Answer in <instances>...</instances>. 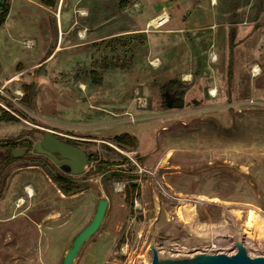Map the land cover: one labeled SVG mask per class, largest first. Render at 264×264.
<instances>
[{"label": "rangeland", "instance_id": "374dc122", "mask_svg": "<svg viewBox=\"0 0 264 264\" xmlns=\"http://www.w3.org/2000/svg\"><path fill=\"white\" fill-rule=\"evenodd\" d=\"M2 1L0 114L16 119L0 120V140L47 129L91 158L66 175L71 193L53 164L0 163V264H61L100 197L102 220L72 264H142L153 238L178 246L159 257L232 253L236 238L264 255V237L236 231L248 205L264 217V0ZM121 132L133 147L113 140ZM190 204L221 226L211 244L187 242L176 211Z\"/></svg>", "mask_w": 264, "mask_h": 264}, {"label": "water", "instance_id": "95a60500", "mask_svg": "<svg viewBox=\"0 0 264 264\" xmlns=\"http://www.w3.org/2000/svg\"><path fill=\"white\" fill-rule=\"evenodd\" d=\"M4 7V3L0 0V8ZM178 105L182 104L181 99L175 100ZM36 151H42L48 154L55 162L64 161L69 168L64 169L70 171L71 174H78L84 170L86 164L85 153L77 146L68 144L57 139L52 133L44 131L41 139L35 143ZM25 148H13L11 150L12 156H17ZM107 199L100 197L96 204L94 211L88 222L84 224L72 237L69 246L65 249L61 259V264H72V261L84 243L98 228L105 208ZM181 230L187 235H194V231L186 225L180 226ZM235 251L232 253L225 252H197L189 256L183 257H159L156 249L151 244L150 260L148 264H264V255L250 256L246 253L244 244L241 238L234 240Z\"/></svg>", "mask_w": 264, "mask_h": 264}, {"label": "bare ground", "instance_id": "6f19581e", "mask_svg": "<svg viewBox=\"0 0 264 264\" xmlns=\"http://www.w3.org/2000/svg\"><path fill=\"white\" fill-rule=\"evenodd\" d=\"M81 11V10H80ZM167 20V16L165 14H160L158 16H155L153 18H150L148 25L149 24H155L156 26L161 25L163 23H165ZM80 36L83 35V30H80L79 33ZM212 59V58H211ZM153 62V61H152ZM210 93L211 94H215V89L211 88L210 89ZM26 192L28 193V195H31V188L30 187H25ZM23 202L22 198H19L17 206L21 205V203ZM225 209V208H224ZM227 212H231L232 215L234 216V218H238L241 215L242 210L240 208H236V207H230L228 209H226ZM225 212V211H224ZM260 210L253 205H248L246 207L245 210V219L244 222L241 223L239 225L238 230V234L243 235V238H257V237H264V217H261V215L259 214ZM229 214V213H227ZM221 215V214H220ZM176 217L177 219L181 222V224L188 226V228H190L191 230L194 231V235H192V237H187V242L189 244L194 245V244H198V243H210L212 242V237H210V231L211 229L214 227H218L220 225H218L217 223H206V222H200L197 217H196V212L195 209L193 207V205H189L188 209L186 210H179L177 209L176 211ZM228 222V218L226 216V214H223V218L221 220V224H226ZM170 225V224H169ZM174 225V224H173ZM169 227V226H168ZM167 227V228H168ZM221 227V226H220ZM166 228V229H167ZM170 231L173 235V233L175 234L174 229H172V227L170 226ZM225 229V228H224ZM158 230V229H157ZM169 230V229H168ZM167 230V231H168ZM159 231V230H158ZM163 231V230H162ZM161 231V232H162ZM166 231V233H167ZM164 232V231H163ZM179 232V231H178ZM165 233V234H166ZM169 233V232H168ZM167 233V234H168ZM177 233V231H176ZM163 234V233H162ZM181 234V233H180ZM160 235V234H159ZM171 235V236H172ZM177 235V234H176ZM183 235V233H182ZM170 236V235H168ZM156 237V236H155ZM161 237V236H160ZM173 237V236H172ZM175 237V236H174ZM178 237V236H176ZM182 237H180V239L182 240ZM164 238V237H163ZM170 238V237H168ZM173 239V238H172ZM171 239V240H172ZM177 239V238H176ZM170 240V239H169ZM175 240V239H174ZM179 240V239H178ZM181 240L180 243H181ZM161 242V245H159ZM214 242V241H213ZM176 243V242H175ZM175 243L173 244V241H158V239H152L150 240V245L152 244L154 246V248L156 249L157 255L161 256L163 253H165V251L167 249H171V246L175 245ZM179 243V242H178ZM179 243V244H180ZM150 245H149V249H150ZM177 245V244H176ZM175 245V246H176ZM183 245V244H182ZM199 245V244H198ZM201 245V244H200ZM214 245V244H213ZM217 245V244H216ZM189 246V247H191ZM178 247V246H176ZM181 247V246H180ZM184 247V246H183ZM188 247V245H187ZM200 247V246H199ZM186 248V246H185ZM194 248V247H193ZM148 249V250H149ZM184 249V248H183ZM182 249V250H183ZM181 250V251H182ZM146 251V249H145ZM186 251V249H185ZM168 252V250H167ZM180 253V252H179ZM145 254V253H144ZM170 254V253H169ZM188 254V253H187ZM191 254V253H190ZM166 255V253H165ZM168 255V254H167ZM172 255V254H171ZM163 256V255H162ZM150 260V255L148 252H146V255H144L143 259H142V264H148Z\"/></svg>", "mask_w": 264, "mask_h": 264}, {"label": "flooded vegetation", "instance_id": "af4514ba", "mask_svg": "<svg viewBox=\"0 0 264 264\" xmlns=\"http://www.w3.org/2000/svg\"><path fill=\"white\" fill-rule=\"evenodd\" d=\"M167 104V102H166ZM44 131H48L50 133H52L57 139L63 141V142H66L68 144H71L73 145L72 143L68 142L67 140H65L63 137H60L58 135H56L53 131H50V130H42L41 131V135H40V138L38 140H36L34 143H31L30 140L28 139H19V140H0V163L2 166L4 165H8L10 164L11 162H14L15 160H17L18 158H21V157H27L25 158V160L27 161H34V160H39L41 163L43 164H50V165H55L57 168V171L58 173H62V174H65V175H69L71 174L70 171H65L64 169H67L69 168V166L67 167L66 163L64 161H60V162H55L48 154H46L45 152H42V151H36L34 146H35V143L37 141H39L41 139V136H42V133ZM11 144V143H15V145L9 147L11 150L13 148H25V150H23L20 154H18L17 156H12L11 154V157L10 158H7V161L4 162V159H2V156H3V152H4V149L7 147L6 145L7 144ZM76 146V145H74ZM78 147V146H77ZM80 148V147H78ZM81 149V148H80ZM10 150V151H11ZM85 155H86V164L87 162L90 160L91 158V154L84 151L83 149H81ZM86 164L84 165V168L86 166ZM31 166H34V165H24V167L26 168H29ZM0 174H1V167H0ZM3 179H0V189L1 187L3 186Z\"/></svg>", "mask_w": 264, "mask_h": 264}, {"label": "trees", "instance_id": "16d2710c", "mask_svg": "<svg viewBox=\"0 0 264 264\" xmlns=\"http://www.w3.org/2000/svg\"><path fill=\"white\" fill-rule=\"evenodd\" d=\"M40 3L46 6H54L56 3V0H39ZM7 14V8L6 6L3 8H0V24L3 23L5 17ZM230 72V69L228 70ZM23 92V99L27 100V97L29 98V92H30V85L23 84L22 85ZM15 116L10 114L9 112L2 109V112L0 114V120H15ZM113 140L117 143L127 145L129 147H133L135 145V137L133 135H130L127 132H121L113 136ZM15 145V143H9L7 144L6 148L4 149L2 159H4V162L7 161V158L11 157V149L9 147ZM51 177L53 181L58 185V187L65 193H71L74 190L77 189V185L75 182H72L69 180V178L62 173H55L51 174Z\"/></svg>", "mask_w": 264, "mask_h": 264}, {"label": "crops", "instance_id": "0c3cea01", "mask_svg": "<svg viewBox=\"0 0 264 264\" xmlns=\"http://www.w3.org/2000/svg\"><path fill=\"white\" fill-rule=\"evenodd\" d=\"M78 35H79V34H78ZM79 36H80V35H79ZM36 62H37V63H35V65L38 64V63H40L41 60H38V61H36ZM33 64H34V63H33ZM35 65H32V66H35ZM24 69H25V68H24ZM81 86H83V84H81ZM211 88H213V87H211ZM211 88H210V89H211ZM210 89H209V93H210ZM210 94H211V93H210ZM211 95H214V94H211Z\"/></svg>", "mask_w": 264, "mask_h": 264}, {"label": "built area", "instance_id": "2783aa9c", "mask_svg": "<svg viewBox=\"0 0 264 264\" xmlns=\"http://www.w3.org/2000/svg\"><path fill=\"white\" fill-rule=\"evenodd\" d=\"M157 16V15H156Z\"/></svg>", "mask_w": 264, "mask_h": 264}]
</instances>
